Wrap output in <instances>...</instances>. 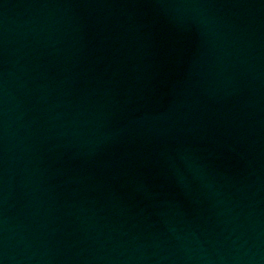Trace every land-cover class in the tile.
<instances>
[{
	"label": "water",
	"instance_id": "95a60500",
	"mask_svg": "<svg viewBox=\"0 0 264 264\" xmlns=\"http://www.w3.org/2000/svg\"><path fill=\"white\" fill-rule=\"evenodd\" d=\"M0 264H264V0H0Z\"/></svg>",
	"mask_w": 264,
	"mask_h": 264
}]
</instances>
